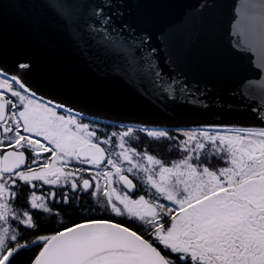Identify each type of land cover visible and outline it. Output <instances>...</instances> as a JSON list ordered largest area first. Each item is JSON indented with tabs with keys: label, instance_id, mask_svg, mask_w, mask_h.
<instances>
[{
	"label": "snow or ice",
	"instance_id": "obj_1",
	"mask_svg": "<svg viewBox=\"0 0 264 264\" xmlns=\"http://www.w3.org/2000/svg\"><path fill=\"white\" fill-rule=\"evenodd\" d=\"M219 4L200 0L185 11L183 27L153 32L135 18L140 4L131 0H0V264H264V107L253 102L264 87V64L250 60L228 90L239 104H214L226 113L251 112L259 127L177 126L175 135L141 128L176 146L178 157L165 162L126 145L131 127L94 128L89 117L101 110L85 111L57 82H33L35 63L12 58L4 42L6 10L39 36L33 10L46 7L100 79L171 117L170 104L213 107L206 100L212 86L194 75L191 49L215 38ZM239 15L232 30L241 39L229 52L244 57L264 46V4L247 0ZM112 143L118 159L107 152ZM129 174H143L146 194ZM21 199L24 210L17 211L12 205Z\"/></svg>",
	"mask_w": 264,
	"mask_h": 264
},
{
	"label": "water",
	"instance_id": "obj_2",
	"mask_svg": "<svg viewBox=\"0 0 264 264\" xmlns=\"http://www.w3.org/2000/svg\"><path fill=\"white\" fill-rule=\"evenodd\" d=\"M246 2L247 0H220L215 12V38L211 42L201 40L191 49L194 75L212 86L213 90L206 100L213 107L201 110L189 105L170 104L169 108L173 113L171 117L136 96L130 88L115 81L100 79L74 54L62 26L46 7L33 10L41 19L42 34L39 36H33L25 24L6 10L3 21L4 42L12 58L35 63L36 69L31 77L33 82H57L66 93L81 100L79 106L84 107L85 111L101 110L100 114L95 117L90 115V118L126 126L167 130L177 126L195 129L221 124L259 127V121L251 112L226 113L214 107L216 101L225 105L239 104V99L228 95V90L235 87L237 79L247 73L250 60L254 59L258 65L264 64V46L259 43L244 57L229 52V44L235 46L241 39L233 33L232 26L241 19V5ZM251 2L264 4V0ZM42 3L50 5L55 0H42ZM131 3L140 4L134 10L135 18L153 32H159L183 27L181 18L185 11L191 12L200 0H131ZM256 15H259L258 9ZM256 26H259L258 20ZM239 51L237 48L236 52ZM259 83L264 85V81ZM255 96L258 98L253 102L264 107V87ZM219 116H224L225 119L220 120ZM259 117L264 120V111L259 113Z\"/></svg>",
	"mask_w": 264,
	"mask_h": 264
},
{
	"label": "trees",
	"instance_id": "obj_3",
	"mask_svg": "<svg viewBox=\"0 0 264 264\" xmlns=\"http://www.w3.org/2000/svg\"><path fill=\"white\" fill-rule=\"evenodd\" d=\"M169 133L175 135V133L172 131ZM147 138L148 137L146 136V134L140 131V133L136 132L132 136L130 135V141L127 142L130 144V146H134L136 149L146 148L150 154H155V156H157L158 158H162L165 162H171L178 157L179 154L174 144H168V142L163 139L159 141L156 140L154 142H146ZM113 145H115V143H113ZM213 163H216V161H213ZM84 203L87 204V201H85ZM20 204H23V199H21ZM57 211L58 209H56V212ZM99 213L101 212L96 211L95 214L99 215ZM70 218H72L71 213L62 217L65 222H67ZM44 222H47L46 216L44 217Z\"/></svg>",
	"mask_w": 264,
	"mask_h": 264
},
{
	"label": "flooded vegetation",
	"instance_id": "obj_4",
	"mask_svg": "<svg viewBox=\"0 0 264 264\" xmlns=\"http://www.w3.org/2000/svg\"><path fill=\"white\" fill-rule=\"evenodd\" d=\"M91 119V118H90ZM97 121V120H96ZM106 126V127H105ZM93 127L94 128H98L101 132H107V133H111L112 131H119V130H121V129H123V127L122 128H120L119 126H116V125H112V124H109V123H105V122H101V121H97V123L95 124V125H93ZM140 133V132H139ZM139 140V139H138ZM154 141H156L155 139H152V138H147L146 139V142H154ZM108 149H111V144L110 145H108V146H106ZM144 151H146L148 154H150L149 153V151L146 149V148H142ZM0 150H2V149H0ZM112 156V158L114 159V155H111ZM157 157V156H156ZM158 158V157H157ZM175 160H173V161H171V162H174ZM135 162H139V163H141V164H145L146 165V161H142V160H139L138 158H136L135 159ZM124 174H127V173H124ZM129 176L131 177V179H133V181H134V183H135V188H136V190L137 191H139L141 194H146V191H147V189H146V187L143 185V179H142V177H143V174H141V179L140 180H138L137 178H135V177H133V176H131L130 174H129ZM142 180V181H141ZM45 187H48V186H45ZM117 188H118V191H123V189H122V186L119 184V183H117ZM55 191H58V189H56ZM37 194H42L41 193V191L39 190V189H37ZM48 200L50 201L51 200V197H48ZM13 207H15L16 209H17V211H23L24 209L22 208V204H20V203H14L13 205H12ZM98 207H99V205H98ZM52 209H53V212H56V207H55V205H52ZM101 212V211H100ZM101 213H99V215H100ZM46 217H47V215H46Z\"/></svg>",
	"mask_w": 264,
	"mask_h": 264
},
{
	"label": "rangeland",
	"instance_id": "obj_5",
	"mask_svg": "<svg viewBox=\"0 0 264 264\" xmlns=\"http://www.w3.org/2000/svg\"><path fill=\"white\" fill-rule=\"evenodd\" d=\"M127 141H130V139L129 138H127V139H125V143H126V145L127 146H130V144L127 142ZM115 149L114 150H111L110 149V151H111V153H112V155H114V159H118V152H119V149L116 147V145H115V147H114ZM136 158H134V160H135ZM119 162V161H118ZM123 163V162H122ZM124 167L125 168H127V164L126 163H124ZM142 181V180H141ZM143 182V181H142ZM144 185V184H143ZM113 187H115L117 190H118V188H117V183H114L113 184ZM97 207H98V205H97ZM96 213V212H95Z\"/></svg>",
	"mask_w": 264,
	"mask_h": 264
}]
</instances>
